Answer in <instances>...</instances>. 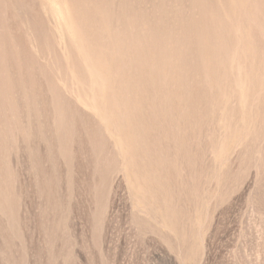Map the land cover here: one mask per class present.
Segmentation results:
<instances>
[{"label": "rangeland", "instance_id": "rangeland-1", "mask_svg": "<svg viewBox=\"0 0 264 264\" xmlns=\"http://www.w3.org/2000/svg\"><path fill=\"white\" fill-rule=\"evenodd\" d=\"M0 264H264V0H0Z\"/></svg>", "mask_w": 264, "mask_h": 264}]
</instances>
